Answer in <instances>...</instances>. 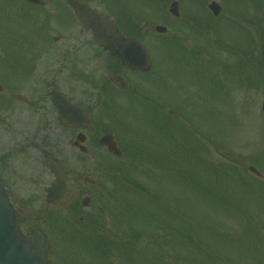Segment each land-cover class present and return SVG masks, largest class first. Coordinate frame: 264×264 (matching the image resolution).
<instances>
[{
  "label": "rangeland",
  "instance_id": "374dc122",
  "mask_svg": "<svg viewBox=\"0 0 264 264\" xmlns=\"http://www.w3.org/2000/svg\"><path fill=\"white\" fill-rule=\"evenodd\" d=\"M220 1L223 14L218 19L209 22L206 19L209 15L203 13L206 18L201 19L202 23L194 22L192 29H188L193 34L188 37L194 41L187 44L191 45L190 51L200 47L204 48L203 52L181 56L180 50L189 49L178 43L169 53L180 59L164 61L158 51L152 73L142 79L143 93L151 95L152 103L168 107L171 130L164 114H156L154 121L151 114L147 123L154 129L146 127L144 110L137 101H128L125 109L110 111L109 123L131 121L135 125L133 135L145 143L146 150L161 154L150 156L161 159L163 164L157 166L152 161L148 164L142 154L124 155L122 161L110 162L120 172L107 176L98 167L102 155H91L93 160L86 163L88 176L97 181L94 205L89 212L98 207L102 228H98V234L130 243L139 251L137 254L142 250L148 252L134 264H264V240L256 245L255 232L259 229L264 237V192L260 197L258 191L260 186L264 187V182L249 174L248 159L252 155H247L251 149L253 153L258 152L264 166V117L261 114L264 0ZM206 21L210 23L208 29L204 27ZM169 38H162L157 45H163ZM237 49L243 50L242 53ZM100 63L101 66L93 61L92 77H100V71L108 69L106 61ZM211 63L216 66L214 70ZM89 93L93 102L94 91L89 88ZM178 103L182 110L171 113L172 106ZM183 127L187 129V138L183 137ZM136 138L133 141L143 145ZM216 169L222 171L225 181L221 177L215 179L214 175L219 173ZM261 172L264 174V170ZM124 176L148 189V206L134 183L130 181V191L122 186L126 181ZM154 195L161 200L154 199ZM229 199L232 207L226 205ZM237 207L240 210L237 211ZM138 210L142 216L137 218ZM145 212L146 217L142 218ZM158 219L164 224L157 222ZM61 221L56 223L57 227L72 239H64L60 234V253L66 262L57 261L61 257L55 248L52 264H131L119 253L133 255L136 251L117 250L115 245L106 242L104 249L111 250L113 257L103 260L100 253L105 250L100 240L94 243L87 240L86 237L94 236L85 226ZM127 222L133 229H142L152 236L151 243L145 240L140 243L141 237L136 234L128 236L130 225ZM166 222L170 224L167 230ZM186 233L200 238L205 246H189ZM164 234L170 236L171 241L164 238Z\"/></svg>",
  "mask_w": 264,
  "mask_h": 264
},
{
  "label": "flooded vegetation",
  "instance_id": "af4514ba",
  "mask_svg": "<svg viewBox=\"0 0 264 264\" xmlns=\"http://www.w3.org/2000/svg\"><path fill=\"white\" fill-rule=\"evenodd\" d=\"M78 1L109 16L125 36L139 38L153 49L154 39L166 36L156 32L158 26L170 29L172 39L179 38L183 27L206 13L215 0ZM175 5L178 17L171 14ZM92 37L67 0H0V182L28 236L51 234L56 239L50 219L54 215L87 220L83 201L93 195L95 185L87 182L83 160L96 154L99 140L108 134H114L121 150L126 140V130L106 129L103 123L79 129L69 126L59 113L58 105L68 106L67 99L96 116L109 99L108 76L110 80L122 75L137 90V82L128 79L141 73L123 67ZM93 61L112 62L116 67L106 78L103 72L98 78L101 85L95 103L86 91ZM114 90L118 97L128 93ZM84 137L85 142H80ZM82 146L88 147L87 153ZM99 149L111 155L106 148ZM61 163L71 168L68 183L77 192L74 204L64 210L46 201L54 180L52 168Z\"/></svg>",
  "mask_w": 264,
  "mask_h": 264
},
{
  "label": "water",
  "instance_id": "95a60500",
  "mask_svg": "<svg viewBox=\"0 0 264 264\" xmlns=\"http://www.w3.org/2000/svg\"><path fill=\"white\" fill-rule=\"evenodd\" d=\"M75 9L82 23L92 28L95 40L99 45L110 51L111 54L119 55L123 64L131 69L145 72L151 70L150 58L142 44L136 40L124 38L115 23L107 17H98L78 6H75ZM211 9L216 16L221 12V8L217 4H213ZM159 30L165 32L163 28H159ZM119 81L114 79L117 86L128 88ZM101 144L108 146L111 152L120 156V153L115 150L111 137L103 139ZM251 171L261 177L254 168H251ZM54 172L57 182L48 190V201L62 207L66 205L64 197H70L72 194L66 184L69 171L60 166L54 168ZM48 252L49 245L42 236L30 239L22 234L15 211L11 208L5 191L0 187V264H49Z\"/></svg>",
  "mask_w": 264,
  "mask_h": 264
},
{
  "label": "trees",
  "instance_id": "16d2710c",
  "mask_svg": "<svg viewBox=\"0 0 264 264\" xmlns=\"http://www.w3.org/2000/svg\"><path fill=\"white\" fill-rule=\"evenodd\" d=\"M162 223L164 224V222H162ZM165 225H166V230L169 229V227H170L169 225L170 224H168L166 222ZM127 230H128V236H132V235L135 236V234H136L137 236H141V239H142V233H141L140 230H137V231H140V232H137L131 226H128ZM181 232L183 233V231H181ZM184 235L187 238V243L189 244V246H192L193 245V247H195V248H199L201 246H203V247L205 246V244L203 243V241L200 238L195 237L193 234L186 233ZM99 240L101 242V247H103V249H104V247H106V242L108 243V245H110V244L112 246L115 245V246H117L119 248H126L127 249V248H130V246H131L130 243H127V242L126 243L117 242L113 238H108V237L99 238ZM104 250H105L104 251V253H105L104 255H110L111 254V250H106V249H104ZM145 252L146 251L142 250L139 253V255L137 256L138 259L136 258L135 255H130V254H127L125 252L119 253V254L122 255L126 260H128L129 263H132L133 264V263L137 262L138 260L141 261V259H144L145 258V254H146ZM141 264H143V263L141 262Z\"/></svg>",
  "mask_w": 264,
  "mask_h": 264
}]
</instances>
